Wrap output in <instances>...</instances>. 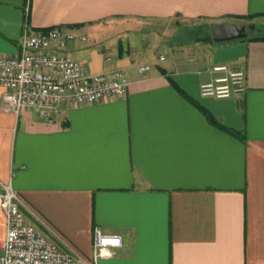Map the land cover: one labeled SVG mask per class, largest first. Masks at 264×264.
Masks as SVG:
<instances>
[{
	"label": "crops",
	"instance_id": "1",
	"mask_svg": "<svg viewBox=\"0 0 264 264\" xmlns=\"http://www.w3.org/2000/svg\"><path fill=\"white\" fill-rule=\"evenodd\" d=\"M213 22L246 36L184 35ZM25 23L84 33L66 53L128 80L121 97L61 102L53 123L0 102V181L25 219L85 258L95 226L121 234L100 264H264V40L251 39L264 37V0H0V55L18 53ZM212 64L243 68L245 92L201 96ZM6 229L0 208V250Z\"/></svg>",
	"mask_w": 264,
	"mask_h": 264
},
{
	"label": "built area",
	"instance_id": "2",
	"mask_svg": "<svg viewBox=\"0 0 264 264\" xmlns=\"http://www.w3.org/2000/svg\"><path fill=\"white\" fill-rule=\"evenodd\" d=\"M88 41L87 35L81 32L58 26L36 29L25 23L18 53L0 55V102L15 115L30 109L41 119L53 123L55 112L63 101L81 105L123 96L128 80L121 68L89 73L80 60L66 53L68 43L85 44ZM110 60L106 57V61ZM148 68L140 66L138 70L143 72ZM206 71L215 75L200 83L201 96L232 98L245 92L246 72L243 68L212 64ZM23 206L11 180L0 181V208L7 226L0 264H100L123 245L121 234L105 233L100 226H95L90 257L74 255L51 240L41 228L28 222Z\"/></svg>",
	"mask_w": 264,
	"mask_h": 264
},
{
	"label": "water",
	"instance_id": "3",
	"mask_svg": "<svg viewBox=\"0 0 264 264\" xmlns=\"http://www.w3.org/2000/svg\"><path fill=\"white\" fill-rule=\"evenodd\" d=\"M210 36L213 42L221 43L242 39L246 36L245 27L230 22H213L209 24Z\"/></svg>",
	"mask_w": 264,
	"mask_h": 264
},
{
	"label": "trees",
	"instance_id": "4",
	"mask_svg": "<svg viewBox=\"0 0 264 264\" xmlns=\"http://www.w3.org/2000/svg\"><path fill=\"white\" fill-rule=\"evenodd\" d=\"M201 30H199V31H195V30H190V33H188V34H184L186 37H189L190 39H193V40H195V41H199V40H201V41H204V40H206V41H210V42H212V39H211V36H210V31H209V27L207 26V28L203 31V32H200ZM205 31H206V33H205ZM205 33V34H204ZM252 40H260V39H262V40H264V37H254V38H251ZM205 114H206V116H207V118H208V120L213 124V125H215L216 127H218V128H221V129H223V130H226V131H229V132H231V133H235V134H239V133H236V132H234V131H231V130H229L228 128H226V127H224L221 123H219L217 120H215L211 115H210V113L207 111V110H205L204 108H202V107H199Z\"/></svg>",
	"mask_w": 264,
	"mask_h": 264
},
{
	"label": "rangeland",
	"instance_id": "5",
	"mask_svg": "<svg viewBox=\"0 0 264 264\" xmlns=\"http://www.w3.org/2000/svg\"><path fill=\"white\" fill-rule=\"evenodd\" d=\"M158 23H161L162 24V26H163V28H165L166 26H168V27H171L172 25L173 26H175L176 24H173V22H171V21H167V20H161L160 22H158ZM248 32V34L249 35H251L252 34V31H247ZM205 33H206V31H205ZM204 33V34H205ZM260 33H263V32H260ZM207 34V33H206ZM88 35H90V34H88ZM104 37H106V36H104ZM148 37L150 38V39H152V40H157L159 37H161V36H155V35H148ZM167 37H171V34H165L164 36H163V38H167ZM214 44H218V43H215L214 42ZM68 45H69V43H68ZM71 45V44H70ZM69 45V46H70ZM68 46V47H69ZM87 52V51H86Z\"/></svg>",
	"mask_w": 264,
	"mask_h": 264
}]
</instances>
